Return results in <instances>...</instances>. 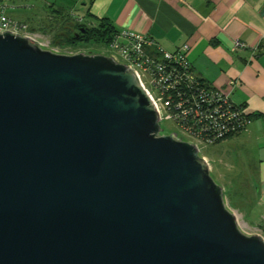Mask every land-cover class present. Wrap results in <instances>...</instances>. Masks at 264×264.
Instances as JSON below:
<instances>
[{
  "label": "water",
  "instance_id": "95a60500",
  "mask_svg": "<svg viewBox=\"0 0 264 264\" xmlns=\"http://www.w3.org/2000/svg\"><path fill=\"white\" fill-rule=\"evenodd\" d=\"M160 133L126 66L0 34V264H264L197 148Z\"/></svg>",
  "mask_w": 264,
  "mask_h": 264
},
{
  "label": "crops",
  "instance_id": "0c3cea01",
  "mask_svg": "<svg viewBox=\"0 0 264 264\" xmlns=\"http://www.w3.org/2000/svg\"><path fill=\"white\" fill-rule=\"evenodd\" d=\"M12 4L33 8L38 16L63 6L94 26L105 20L119 32L150 36L171 53L188 45L198 76L231 92L233 101L253 117L245 132L224 143L246 155L258 209L264 215V0H12ZM235 41L247 48L235 50Z\"/></svg>",
  "mask_w": 264,
  "mask_h": 264
},
{
  "label": "built area",
  "instance_id": "2783aa9c",
  "mask_svg": "<svg viewBox=\"0 0 264 264\" xmlns=\"http://www.w3.org/2000/svg\"><path fill=\"white\" fill-rule=\"evenodd\" d=\"M15 8L12 0H0V34L26 38L42 50L58 53V46L46 42L43 34L32 31L27 22L10 16L9 10ZM233 48L242 50L247 46L235 41ZM106 52L107 57L136 74L158 113L160 126L163 121H173L191 136L189 141L178 135L176 138L194 145L209 167L208 158L201 155L195 140L204 147H214L242 134L253 122L247 109L233 101L231 92L198 76L188 57V45L171 53L150 36L124 30L106 45Z\"/></svg>",
  "mask_w": 264,
  "mask_h": 264
},
{
  "label": "rangeland",
  "instance_id": "374dc122",
  "mask_svg": "<svg viewBox=\"0 0 264 264\" xmlns=\"http://www.w3.org/2000/svg\"><path fill=\"white\" fill-rule=\"evenodd\" d=\"M35 12L36 10L34 11L33 8L27 9L25 7H16L9 10V14L14 19L28 22L30 26L45 28V22L48 21L50 14L40 11L38 16ZM85 22L89 28L97 27L88 20ZM57 26H59L58 23H56V28ZM50 29H47L49 33L42 36L46 42L58 46V53L54 54L64 56H75L78 54L108 56L106 45L101 41L91 40L74 47L55 45L53 43L54 34L53 31L50 32ZM172 135H178L179 138L186 141L192 138L184 133L173 121H163L160 136ZM195 142L201 148V155L208 158L211 166L210 176L223 189L225 206L235 215L239 230L248 237L259 236L264 241V215L258 209V197L252 187L253 182L248 173L246 155L242 154L238 147L230 146L227 143L214 147H204L201 142L196 140Z\"/></svg>",
  "mask_w": 264,
  "mask_h": 264
},
{
  "label": "trees",
  "instance_id": "16d2710c",
  "mask_svg": "<svg viewBox=\"0 0 264 264\" xmlns=\"http://www.w3.org/2000/svg\"><path fill=\"white\" fill-rule=\"evenodd\" d=\"M47 13L50 14V20L48 19L45 22V28L35 27L34 25L30 27L32 31L40 32L41 34L49 33L47 29L51 28L50 32L53 31V43L55 45L74 47L91 40L101 41L107 45L119 33L111 23L105 20L101 21L96 28H89L85 21L78 19L77 15L72 13V9L63 6L51 7L47 10ZM54 18L55 20H53ZM56 23L59 24L57 28ZM83 30H85L84 33ZM227 140H230V138ZM222 143L224 142H220V144Z\"/></svg>",
  "mask_w": 264,
  "mask_h": 264
},
{
  "label": "bare ground",
  "instance_id": "6f19581e",
  "mask_svg": "<svg viewBox=\"0 0 264 264\" xmlns=\"http://www.w3.org/2000/svg\"><path fill=\"white\" fill-rule=\"evenodd\" d=\"M210 171H211V169H210Z\"/></svg>",
  "mask_w": 264,
  "mask_h": 264
}]
</instances>
